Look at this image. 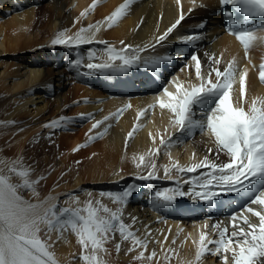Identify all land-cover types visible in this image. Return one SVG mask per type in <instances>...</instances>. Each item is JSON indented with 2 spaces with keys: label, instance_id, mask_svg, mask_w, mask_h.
<instances>
[{
  "label": "bare ground",
  "instance_id": "6f19581e",
  "mask_svg": "<svg viewBox=\"0 0 264 264\" xmlns=\"http://www.w3.org/2000/svg\"><path fill=\"white\" fill-rule=\"evenodd\" d=\"M123 2L124 0H98L96 7L84 18H80V13L92 5L93 0H0V140L7 138L12 141L9 146L4 147L5 150L0 151V155L11 152L16 156L15 160H20L25 148H28V152L32 150L30 146L26 147L25 143L37 128L40 127V136L48 137L61 129L62 139L70 145L69 151L62 157L61 164L63 166L68 159L76 164L81 163L80 174H75L71 182L59 184L55 179L60 165L54 168H51L50 164L48 166L46 153V165L41 172L47 169L43 176L45 182L38 186L41 198H51L52 202L61 207L63 200L59 198L71 192L86 199H100L106 206L115 210L117 205L110 200L109 193L118 195L126 186L141 185V189L135 192L124 206L123 219L132 226V230L139 237H145L147 232L152 233L148 237V253L154 249L158 254L157 260H134L133 257L137 253L127 252L129 242H122L121 251L117 253V234L115 240L107 242L110 244V250L117 256L112 264H195L196 244L193 241H198L200 232L205 230V222L209 225V235L217 238L211 225L220 223L231 230V216L242 213L249 201L237 193H227L217 197L213 205L209 206L204 201L186 195L177 197L171 205L155 208L152 197L156 190L176 187V180L182 182L195 178L207 169H200L197 173L174 172L172 180H165L162 178L163 168L160 167L157 172L160 179H137L146 174L147 168H136L133 156L138 157L147 153L149 148L159 146L158 138L154 145L148 134H155L157 131L163 133L165 128L168 130L165 138L171 135L173 143L168 147H161L160 153L154 158L147 157L148 160L155 159L158 166L167 165L169 151L172 158L182 165L193 162V153L196 154L197 161L206 155L217 160L215 154L208 152L209 148L215 149V143L207 131L200 132L197 129L191 136H182L181 132L170 124V113L167 110L161 111L158 107L148 110L138 122L140 127L128 139L127 144L125 143L127 133L137 123V111L154 104L163 87L174 90L169 84L171 80H168V83L164 81L165 70H172L173 66L162 60L159 73H154L142 63L141 67L122 74L103 76L97 73L88 76L84 75L88 70L83 67L89 62L88 52L94 51L99 57L93 62H101L106 59L103 51L105 45L93 43L75 48L51 46V40L59 31H66L67 35L72 36L81 27L98 21L103 23L104 18ZM195 4L197 7L189 15L188 10L193 8L192 0H180V5H177L176 0H132L127 14L113 27H101L96 33V39L107 41L117 49L121 47V40L141 47L154 44L155 38L175 22L182 10L185 19L165 41L141 52V62L166 56L176 62V56L179 55L180 59L176 62L179 67L176 72L179 76H173L179 77L181 81L191 80L193 83H199L190 60L192 54L198 55L202 72L205 74L209 71L211 63L209 56L221 57V70L229 60L235 58L237 69H247L248 73L245 108L254 98H264V84L258 78L259 65L264 58V42L257 41L250 48L248 64L245 65L237 42L222 31L219 0H195ZM201 22H206L207 25L198 30L201 39L193 40L191 44L183 43V39L192 30H196ZM182 35V41H179L177 37ZM257 35L264 36V31H258ZM39 36L42 41H38ZM74 59L82 60V65L73 67ZM212 80H215L214 74ZM232 95H239L238 77L233 85ZM126 104L131 107L124 111L118 120L110 118L90 133L96 120L111 116ZM66 113L70 115L67 120L71 121L67 127H44L55 117L61 118ZM25 114L41 121L34 126H23L22 118ZM3 118L6 121L1 120ZM196 118H201L199 111L196 112ZM10 123L14 124L13 128H4ZM109 125L111 126L108 127ZM82 127L84 133H81ZM97 133L101 134L99 138L88 140L89 135ZM177 138L182 142L176 143ZM88 142L92 145L80 152L86 153V159L81 162L79 150L82 148L75 151L76 154L73 149ZM227 159L228 157L221 153L217 162H226ZM65 175H71V170H67ZM13 182H17L15 176ZM181 186L187 191L192 185ZM101 193L105 195L101 196ZM25 198H32L31 193H26ZM67 202L70 203L69 200ZM252 207L258 209L256 205ZM247 215L253 222L258 223L257 218ZM132 216L137 218L134 224ZM165 236L168 237L167 241H164ZM173 240L176 241L175 244L172 243ZM161 242L164 249L173 250L170 260L164 258L165 252L161 250ZM110 250L107 249V252ZM52 251L58 264H83L79 259L80 246L75 235L70 232L66 233V239L60 240ZM113 253H110L109 257L112 258ZM107 257L108 255L104 256ZM199 264H221V261L215 256L207 255Z\"/></svg>",
  "mask_w": 264,
  "mask_h": 264
},
{
  "label": "snow or ice",
  "instance_id": "6c2138e0",
  "mask_svg": "<svg viewBox=\"0 0 264 264\" xmlns=\"http://www.w3.org/2000/svg\"><path fill=\"white\" fill-rule=\"evenodd\" d=\"M193 8L188 10L190 15L197 5L192 0ZM98 0H93L92 5L80 13L84 18L97 5ZM132 3V0H124L109 16L104 18L103 23L96 22L87 27H81L74 35H67L66 31H59L51 40V46H65L70 48L80 45L99 43L105 45L103 49L106 59L101 62H93L99 59L94 51L88 52L89 62L83 65L88 71L84 75L92 76L99 73L103 76H113L126 73L133 68L142 66L159 73L162 60L170 57H153L141 62L140 53L149 47L165 41L169 34L177 28L185 19L181 10L179 17L162 34L155 38V43L150 45L133 46L121 40V47L117 49L114 45L104 40H97L96 33L101 27H113L124 17ZM180 5V0H176ZM221 11L226 18V30L234 35L236 40L244 48L245 58L251 47L257 42H264V36H258V31H264V0H219ZM205 7V5H199ZM227 6H232L228 10ZM239 14L243 19L235 18ZM252 18H256L252 23ZM206 22L197 25L184 39L183 43L191 44L193 40L201 39L198 30L205 28ZM139 27V26H138ZM90 33V34H89ZM195 69V77L199 83L181 81L179 77L173 76L169 87H163L160 95H157L154 104L148 105L147 109H140L136 113L137 123L127 133L125 143L134 135L139 121L146 115L148 110L158 107L161 111L170 113V124L181 132L182 136H191L194 130L207 131L214 138L215 149L209 148L208 152L215 154L217 160L205 156L198 161L193 153V162L182 165L178 160L172 158L169 151L167 165L158 166L155 159L148 160L147 157H156L161 147H168L173 143V137L165 134L167 128L161 133L149 132V138L155 145L157 138L159 146L149 148L147 153L133 156L136 168L146 167L147 172L137 179L151 181L160 179L157 172L163 168V179L172 180L173 173H197L192 179L182 182L176 180V187H165L153 193V207L161 208L173 204L177 197L186 195L193 199L213 205L216 198L222 194L237 193L242 198H247L249 203L243 208L239 215L231 216V225L223 226L220 223L211 225L215 230L217 238H212L207 229L209 225L204 224V229L199 234L196 244L195 264H199L207 255L220 259L221 264H264V98L257 97L245 108L246 77L247 69L238 70L236 60L233 58L227 65L220 69L221 57L209 56L210 66L207 74L202 72V63L197 54L190 57ZM82 65V60L74 59L73 67ZM214 65V66H213ZM188 67V65H186ZM182 71L184 69H181ZM213 74L215 80H212ZM239 84V95L233 97V85ZM259 80L264 83V58L259 65ZM126 104L111 116H105L103 120H96L92 129L101 127L110 118L118 120L120 116L130 108ZM199 111L201 118H196ZM71 121L59 118L44 125L53 129L67 127ZM109 125L108 127H110ZM107 131V129H105ZM101 134L89 135L88 140L99 138ZM176 143L182 142L177 138ZM86 147L78 145L73 151ZM228 157L226 162H217L220 154ZM79 163V162H77ZM0 264H58L53 247L63 239L66 233L75 235L76 242L80 246L79 259L83 264H105L103 254L107 253L106 243L115 240L118 234L119 241L115 243L117 253L121 251V243L129 242L127 252H136L133 257L137 261L152 262L157 260V252L153 249L148 253V237L152 235L147 232L145 237H139L132 226L125 222L124 206L129 202L131 196L141 189V185L132 184L126 186L118 195L108 194L110 200L117 205L113 210L106 206L100 199H87L81 201L77 194H68L69 206L60 207L58 203L52 202L51 198H41L38 185L44 177L33 178L34 169L31 164L25 166L24 160H13L11 162L0 160ZM17 182H13V177ZM182 184L192 186L185 191ZM31 193L32 198L26 199L25 194ZM89 197L91 193L89 192ZM104 196V193L100 194ZM252 205L258 206L257 208ZM251 217L258 220L253 222ZM136 217L132 216L133 224ZM246 226V227H245ZM55 234V236H53ZM168 237H164L167 241ZM176 243L175 240L172 241ZM161 250L165 252V259H171L172 249H164L161 242Z\"/></svg>",
  "mask_w": 264,
  "mask_h": 264
},
{
  "label": "rangeland",
  "instance_id": "374dc122",
  "mask_svg": "<svg viewBox=\"0 0 264 264\" xmlns=\"http://www.w3.org/2000/svg\"><path fill=\"white\" fill-rule=\"evenodd\" d=\"M39 37L40 38L38 39V41H42V39H41L42 37L41 36H39ZM69 116L70 115L68 113H66L65 116H63V118L67 119ZM58 118L59 117L57 116L54 119H52V121H55ZM1 120L6 121V120H4V118ZM40 121L41 120H39L37 118H32V116L30 114H25L22 118L23 126H34L35 124L39 123ZM13 127H14V124L10 123L9 125L5 126L4 128H13ZM80 129H81V133L85 132L83 127ZM40 132H41V130L39 127L34 131V134L28 138L27 143H25L26 147L30 146L32 148V150L30 152H28V150H27L28 148H25L24 153L21 155V159L24 160L25 166H27L28 164H31L33 169L35 170L34 174H33V178L39 179V177L44 176V173L47 171V169H46L43 173H41L42 170L44 169L45 165H46L44 157L47 153V160H48L47 165L48 166L50 164L51 168H54V167H56V166L58 167L60 165V167L58 168L59 172L57 173V176H56L57 178L55 180L59 184L64 183L66 181L71 182L73 180V176L75 174H80L79 170H80V164L81 163L76 164V163L72 162L70 159H68L62 166V164H61L62 163L61 162L62 157H63V155H65L69 151V148H70L69 143L66 142L64 139H62V135H61L62 130L60 129V130L56 131V133H54L50 137L40 136L39 135ZM75 132H80V131H75ZM63 140H64V142H63ZM11 143H12V141H10L9 139H7V138L3 139L2 138L0 140V151L5 150L6 148H4V147L9 146ZM91 145L92 144L90 142L86 143V147H82V149L79 150V153L82 150L89 149V147ZM73 152H74V154H76L75 151H73ZM48 154H49V157H48ZM71 154H72V152H71ZM70 155H69V157H70ZM5 156L9 157L10 159L5 158ZM15 158H16V156L11 152H5V153L0 155V160H4V161H8V162L15 160ZM80 159H81V162L84 161L86 159V153H80ZM67 170H71V175H65V172ZM44 182H45V180L41 181L38 186H41V184H43ZM70 193L71 192L66 193L62 197L59 198V199L63 200L61 207L62 206H64V207L69 206V203L67 202V200H69L68 194H70ZM78 197L81 201L87 200L86 198L80 197L79 195H78ZM105 247L110 250V244L109 243H106ZM110 253H113V252L110 250L106 254H103V258L105 255H108L107 258H104L105 264H112L117 259L116 258L117 256L114 253H113L114 256L112 258L109 257Z\"/></svg>",
  "mask_w": 264,
  "mask_h": 264
}]
</instances>
